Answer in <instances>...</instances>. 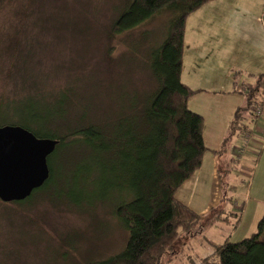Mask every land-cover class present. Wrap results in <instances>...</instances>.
<instances>
[{
  "label": "rangeland",
  "instance_id": "374dc122",
  "mask_svg": "<svg viewBox=\"0 0 264 264\" xmlns=\"http://www.w3.org/2000/svg\"><path fill=\"white\" fill-rule=\"evenodd\" d=\"M121 1L46 0L42 19L31 0L0 4V125L22 121L63 135L90 123L112 125L140 105L155 85L149 49L166 38L174 13H159L113 34L109 24ZM243 155L253 154L246 150ZM51 164L54 177L47 191L22 204L0 199V264H83L125 248L129 233L115 208L127 198L114 178L111 155L75 140L57 150ZM249 176L242 178L247 182ZM221 177L225 191L228 181ZM252 183L264 192V175ZM212 195L206 191L211 200ZM222 204L200 214L202 227L181 238L176 254L166 253L161 264H218ZM253 219L249 213L232 239L242 238Z\"/></svg>",
  "mask_w": 264,
  "mask_h": 264
},
{
  "label": "trees",
  "instance_id": "16d2710c",
  "mask_svg": "<svg viewBox=\"0 0 264 264\" xmlns=\"http://www.w3.org/2000/svg\"><path fill=\"white\" fill-rule=\"evenodd\" d=\"M5 1L0 0V4ZM31 1L37 3V17L42 19L46 0ZM209 1L212 0L120 2L109 24L113 34L132 30L165 11L174 15L166 38L149 49L154 88L140 105L134 104L132 111L117 122L114 119L113 126L90 123L62 135L22 121L5 124L21 125L38 137L59 139L48 158L50 177L30 197L14 201L18 204L48 190L54 177L52 155L75 140L98 153L111 155L114 178L124 187L127 198L119 202L115 214L129 237L120 252L83 264H161L166 253L176 254L181 238L202 227L204 216L180 201L177 192L202 166L208 149L203 136L204 117L191 110L188 104L195 91L182 81L181 73L186 18ZM48 17L54 20L57 16ZM263 91L264 75L254 87L247 89L245 104L236 110L224 144L236 134H245L248 123L264 113ZM254 106H261L262 114H256L252 110ZM34 113V117L42 116L40 112ZM216 247L218 264H264V216L252 235L240 241L226 240Z\"/></svg>",
  "mask_w": 264,
  "mask_h": 264
},
{
  "label": "crops",
  "instance_id": "0c3cea01",
  "mask_svg": "<svg viewBox=\"0 0 264 264\" xmlns=\"http://www.w3.org/2000/svg\"><path fill=\"white\" fill-rule=\"evenodd\" d=\"M263 75L264 0H212L186 18L181 79L195 91L188 104L204 117L203 136L208 149L202 166L180 187L177 198L202 215L223 203L220 213L228 219L217 221L222 242L240 241L252 235L264 216V192L259 193L257 183H252L264 175V113L249 122L245 131L253 135L248 143V152L253 155H243L246 151L237 154V149L246 144L245 134L242 139L238 137L242 133L236 134L224 144L236 110L245 104L248 87H254ZM200 77L205 80L201 82ZM214 81H218L215 86ZM204 82L210 83L208 87ZM261 98L264 105V91ZM254 154L259 156L255 158ZM255 169L256 173L260 171L257 175ZM247 174L250 179L246 182L242 177ZM222 175L228 181L225 191ZM244 182L247 189L242 192ZM208 190L213 191L212 200L206 196ZM202 195L210 204L202 200ZM249 213L254 219L248 231L242 230V238L232 239L241 232L238 228L246 223Z\"/></svg>",
  "mask_w": 264,
  "mask_h": 264
},
{
  "label": "water",
  "instance_id": "95a60500",
  "mask_svg": "<svg viewBox=\"0 0 264 264\" xmlns=\"http://www.w3.org/2000/svg\"><path fill=\"white\" fill-rule=\"evenodd\" d=\"M58 143L21 125H0V199L25 200L43 186L50 177L48 158Z\"/></svg>",
  "mask_w": 264,
  "mask_h": 264
},
{
  "label": "built area",
  "instance_id": "2783aa9c",
  "mask_svg": "<svg viewBox=\"0 0 264 264\" xmlns=\"http://www.w3.org/2000/svg\"><path fill=\"white\" fill-rule=\"evenodd\" d=\"M253 111L256 114H262L263 108L261 106H254ZM252 136H253L252 133H246L245 134L246 144L244 147L238 148V151H237L238 155H242L246 150H248L249 145H247V144L252 139ZM261 139L264 143V127L261 129Z\"/></svg>",
  "mask_w": 264,
  "mask_h": 264
}]
</instances>
